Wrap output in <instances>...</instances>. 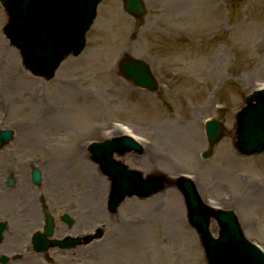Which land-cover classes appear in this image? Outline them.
Masks as SVG:
<instances>
[{
  "label": "rangeland",
  "instance_id": "obj_1",
  "mask_svg": "<svg viewBox=\"0 0 264 264\" xmlns=\"http://www.w3.org/2000/svg\"><path fill=\"white\" fill-rule=\"evenodd\" d=\"M121 1L104 0L98 6L86 35V48L79 57L65 60L49 82L32 77L21 67L18 52L8 46L0 30V129L13 131L12 141L0 151V192L13 194L18 185H26L27 192L17 198L14 208L22 209L20 202L26 205L42 193L55 218L60 213L70 214L75 226L68 230L57 223L60 229L55 237L105 228L102 240L87 248L55 254L54 264L58 260L61 264H206L173 182L180 176L192 178L203 202L233 210L244 236L264 252V152L243 158L233 148L235 114L247 94L264 86V0H143L147 11L140 21L123 13ZM1 14L0 28L4 22ZM124 55L148 63L158 83L156 91L134 88L120 77L116 65ZM16 71L25 76L23 80L16 79ZM3 83L9 92L16 91L13 98L7 90L2 91ZM66 86L71 88L72 100L64 94ZM31 91L45 110L46 120L36 129L30 126L34 122L32 109L25 102ZM61 110L70 113L66 116L68 129L77 134L90 132L84 150L91 142L123 135L118 126L126 128L140 140L143 153L115 158L145 178L151 175L166 180V187L147 198L125 199L131 201L130 207L122 211L121 205L114 216L105 209L108 187L104 196L97 197L95 216L77 218L76 207L83 215H87L83 208L88 207L83 205L87 202H83L86 195L81 190H88V185L81 183L84 177L78 174L80 168L76 165L64 175L56 172L66 193L53 195L45 184L49 168L46 158L40 150H22L18 142L19 136L27 134L29 140L44 143L50 117ZM209 118L223 123L226 132L210 158L204 160L201 153L208 148L204 122ZM167 128L172 132L170 140L162 135ZM150 150L166 156V161L154 159L150 163L153 168H145ZM84 154L87 158L82 163L92 168L82 173L94 175L95 183L102 181L101 188H107V177L88 152ZM33 167L42 173L39 188L30 182ZM9 176L15 181L14 189L4 187ZM157 195L161 202L158 210L170 202L172 206L180 205L184 220L181 232L168 236L159 222L147 230L138 223L146 212L143 202ZM16 197L14 192L7 200L0 199L1 217ZM32 206L34 209L35 202ZM31 208L26 207L22 216L17 214L16 220L23 228L33 227L26 224ZM130 222L135 224L132 231L143 239L138 245H125L133 233L127 229ZM210 229L216 236L214 222Z\"/></svg>",
  "mask_w": 264,
  "mask_h": 264
},
{
  "label": "water",
  "instance_id": "obj_2",
  "mask_svg": "<svg viewBox=\"0 0 264 264\" xmlns=\"http://www.w3.org/2000/svg\"><path fill=\"white\" fill-rule=\"evenodd\" d=\"M2 1L8 16L4 35L20 51L25 67L34 75L50 79L65 57L77 56L84 48V35L92 24L96 6L101 0ZM123 9L136 18L144 15L141 0H124ZM119 69L135 86L156 89L157 85L146 63L124 58ZM244 104L236 117L235 149L242 156H250L264 149V91L253 93ZM205 132L212 147L222 136L223 127L212 120L206 124ZM11 138L10 131L0 132V148ZM90 152L100 170L112 182L109 197L111 211L125 197H147L161 189L158 179L149 177L142 180L140 173L128 170L113 159L114 153L123 155L141 152L140 146L131 139L120 137L94 144ZM209 156L210 152L203 154V158ZM32 179L38 184L39 173L33 171ZM178 188L185 199L188 219L199 234L208 264H264V254L243 238L233 212L212 211L204 207L188 181L179 180ZM210 218L217 221V239L209 233ZM51 227L48 220V235L51 234Z\"/></svg>",
  "mask_w": 264,
  "mask_h": 264
},
{
  "label": "bare ground",
  "instance_id": "obj_3",
  "mask_svg": "<svg viewBox=\"0 0 264 264\" xmlns=\"http://www.w3.org/2000/svg\"><path fill=\"white\" fill-rule=\"evenodd\" d=\"M16 73H17L16 79L18 80L24 79L25 76L21 74V72L16 71ZM6 86L7 85L3 83L1 87L3 92H6L7 90L5 88ZM63 90H64V94L70 97L71 100L74 98L73 93L71 92V88L66 86ZM25 92L28 93V91H25ZM7 94L9 95L10 98H13L14 95L17 93L16 91L9 92L7 90ZM60 98L61 97L59 96V99ZM25 102L28 103V105L31 106V109H32L30 117H31V120H33L34 122H32L30 126H32L33 129H36L37 127L41 125V122H43L42 121L43 119L46 120L43 116L45 115L44 114L45 110L41 108L42 104H41L40 99L35 98L34 91H31V93H29V96ZM56 105H58V101H56ZM68 113L69 112L64 113L61 110L60 113L58 112L56 114V116L50 117L49 119L50 123L47 125L48 126L47 130L49 131L45 132L47 133V136H46L47 138H46V141H43L44 143H41L40 141L36 139L29 140L30 137L29 135L26 134V135L19 136L18 138L19 146H22L20 147L22 150L26 148L27 151L31 150L29 148H32V151L33 149L40 150L41 155L46 158V163L49 164V168L47 169V173L45 174L47 176L46 184L47 186H49L48 189L54 194L59 195L60 193H66L64 192L65 189H63L64 185L62 181H59V179L57 178V176L59 177V174H57L56 172H60L62 175H64L66 172L68 173L69 171H71L73 167L77 165V167L80 168V171L78 172V174L80 175L82 174L81 177H84L81 183L87 184L88 189H89V191L88 190L85 191V194L88 196V198L86 199V202H88L90 205V208L94 209L95 211L98 207L97 197L100 198L104 196V194H106L108 187H109L108 186L109 182H106L107 188H103V187L101 188L102 181H98V184H97L95 183L96 180L94 179V175H89V174L85 175V173H82V171H86V169L91 170L92 168V166L82 163V161H84L87 158V155L84 154L87 152L86 150L83 149L84 143L86 144V141H87L86 139L90 138L91 135H90V132L83 133L84 132L83 130L77 134L74 131H72L71 128L68 129L67 123H66V116L68 117L70 116L68 115ZM118 128L122 132H126L123 130L121 126ZM167 131L168 132L162 133V135L168 140H170L171 139L170 136H172L170 135L172 133L171 129L167 128ZM99 132L101 131H97V133ZM30 133L32 134V132ZM147 153H148L146 157L147 159H145V162L148 163L145 166V168L147 169L153 168L151 167L152 165L150 163H153L154 159L158 161L159 160L166 161V156L161 157V153L155 152L153 150H150V152H147ZM164 153L165 152L163 151L162 154ZM70 162L71 164L68 165ZM61 177L62 179L64 178L63 176ZM90 182H91V185H90ZM81 191H83L84 193V190H81ZM14 192H16V195L18 193H21L20 197H22L23 196L22 193L27 192L26 185L24 186L18 185L17 190ZM14 192L13 194L12 193L9 194L8 192H0V199H6V200L7 198L9 199L11 195L14 196ZM60 195H64V194H60ZM159 199H160V196L157 195L143 202L144 203L143 208H145L146 212L144 213L143 219L139 220L138 223L143 225L142 227L145 230L146 228L153 226V223L159 222L162 225L164 234H167L168 236H171L174 233L181 232L180 230H183V227H184V220L182 217L180 205L178 204L177 206H172V203L170 202L169 206H166L164 204V206H162V209L158 210L157 205L161 203ZM129 203H131V201L127 200V202H125L121 206V210L122 211L127 210L131 205ZM29 206H30L29 203L25 205V207L27 208H29ZM8 208H9L8 212L12 213L11 217L15 218L17 216V213H14V207H8ZM138 223L137 225H139ZM133 225L135 224L130 222L129 226H127V229L129 230V232L130 233L133 232V233L128 236V238L125 241V245L127 244L128 245H132V244L138 245L139 244L138 241L143 240L141 236L137 234V231L135 232L132 231V229H134ZM12 227L16 228V233L19 234L18 238H21L22 236L26 234V232L23 231L22 226L17 224L16 222H14ZM3 251L4 249L0 248V252H3Z\"/></svg>",
  "mask_w": 264,
  "mask_h": 264
},
{
  "label": "flooded vegetation",
  "instance_id": "obj_4",
  "mask_svg": "<svg viewBox=\"0 0 264 264\" xmlns=\"http://www.w3.org/2000/svg\"><path fill=\"white\" fill-rule=\"evenodd\" d=\"M41 199H42V197L39 198V200H41ZM78 213H79V211H77L76 217L80 218V220L87 219V217H89L90 214H93L89 210H87V212H86L87 215H83V213H81V212L79 214ZM93 216H94V214H93ZM30 217H32L33 219L37 218V212H35ZM91 224H93V223H91ZM59 229L60 228L58 227L57 231H59ZM28 245H29V243H27V248L25 250V252L28 253V257H26V260H24L25 264L26 263L27 264H37L36 260L38 261L39 264H54V261L50 260L46 253L38 255V254L34 253L33 250L31 249V247ZM2 248L4 249V252H7L9 250L15 251V245H14L13 239L7 241V244L2 246ZM61 253H62L61 251L57 252V254H61ZM58 262L59 263H55V264H61V260H58ZM11 264H15V262H11Z\"/></svg>",
  "mask_w": 264,
  "mask_h": 264
}]
</instances>
